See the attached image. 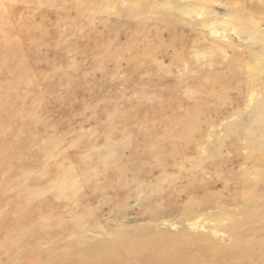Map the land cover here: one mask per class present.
<instances>
[{
    "label": "rangeland",
    "instance_id": "obj_1",
    "mask_svg": "<svg viewBox=\"0 0 264 264\" xmlns=\"http://www.w3.org/2000/svg\"><path fill=\"white\" fill-rule=\"evenodd\" d=\"M256 2L0 0V264L136 228L257 262L264 160L229 147L264 154Z\"/></svg>",
    "mask_w": 264,
    "mask_h": 264
},
{
    "label": "bare ground",
    "instance_id": "obj_2",
    "mask_svg": "<svg viewBox=\"0 0 264 264\" xmlns=\"http://www.w3.org/2000/svg\"><path fill=\"white\" fill-rule=\"evenodd\" d=\"M261 4L264 7V3L256 2L258 7ZM262 92L264 93V90ZM258 96L256 97L259 99ZM229 147L232 151L230 152L237 156L236 161L241 164L261 165L264 160L263 153L256 155L247 152L246 145H241L238 141H232ZM232 159L234 158L225 160L232 161ZM263 214H255V222L250 226L253 232L261 229L264 235ZM230 230L234 231L235 226L230 227ZM235 237L234 240L238 238L237 235ZM206 244L208 252L204 253L203 257L202 251ZM248 248L247 244L243 246L240 244L220 245L208 233L184 236L182 233L156 232L150 228H136L131 231L117 232L114 238L108 241L82 242L81 247L64 250L60 255L46 262L32 258L25 264H264V254H260L257 262L253 261V263L254 258L251 257L253 252L245 253ZM223 254L228 256L225 258Z\"/></svg>",
    "mask_w": 264,
    "mask_h": 264
}]
</instances>
